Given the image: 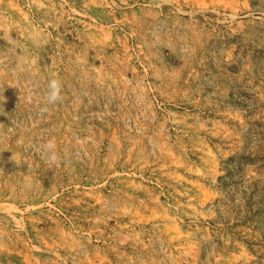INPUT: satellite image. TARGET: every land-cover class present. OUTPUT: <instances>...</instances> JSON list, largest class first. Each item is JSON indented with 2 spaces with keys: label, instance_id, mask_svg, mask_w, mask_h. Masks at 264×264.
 <instances>
[{
  "label": "rangeland",
  "instance_id": "374dc122",
  "mask_svg": "<svg viewBox=\"0 0 264 264\" xmlns=\"http://www.w3.org/2000/svg\"><path fill=\"white\" fill-rule=\"evenodd\" d=\"M0 264H264V0H0Z\"/></svg>",
  "mask_w": 264,
  "mask_h": 264
},
{
  "label": "clouds",
  "instance_id": "9594fccd",
  "mask_svg": "<svg viewBox=\"0 0 264 264\" xmlns=\"http://www.w3.org/2000/svg\"><path fill=\"white\" fill-rule=\"evenodd\" d=\"M62 82L59 79L53 78L48 81L47 91L45 93V105L41 107L42 112H47L48 105H54L62 99ZM42 158L50 165L62 163L60 154L56 151V145L52 140H49L41 145Z\"/></svg>",
  "mask_w": 264,
  "mask_h": 264
}]
</instances>
